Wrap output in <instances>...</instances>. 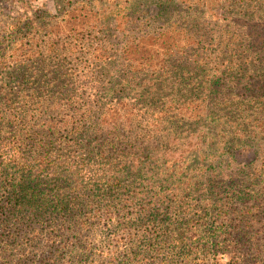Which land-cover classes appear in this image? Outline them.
<instances>
[{"label":"trees","instance_id":"obj_1","mask_svg":"<svg viewBox=\"0 0 264 264\" xmlns=\"http://www.w3.org/2000/svg\"><path fill=\"white\" fill-rule=\"evenodd\" d=\"M228 4L264 18V0ZM204 5L0 21V264H264V53L199 54L172 15ZM115 59L114 81L95 72Z\"/></svg>","mask_w":264,"mask_h":264},{"label":"rangeland","instance_id":"obj_2","mask_svg":"<svg viewBox=\"0 0 264 264\" xmlns=\"http://www.w3.org/2000/svg\"><path fill=\"white\" fill-rule=\"evenodd\" d=\"M74 0H0V21L4 25H8L12 18L22 14L31 21L42 23L41 19L44 14L55 15L56 3L59 7H67L68 3ZM205 5L202 10H190L180 6L178 12L172 15V23L177 27L184 26L194 36V40L198 41V53H207L209 61L227 63H240L250 61L252 57L261 56L264 53V18L238 17L232 4H228L230 0H202ZM236 2L242 0H235ZM254 0H244L245 3L253 4ZM185 17V19H183ZM72 14L65 17V21H60L55 29L63 31L67 27H72ZM44 23V22H43ZM185 24H188L187 27ZM72 37V36H71ZM197 38V39H196ZM72 41V39H71ZM70 53L69 60L72 62V50L67 48ZM258 53V54H257ZM119 59H115L106 66L100 64L98 70L99 75H103L106 80L114 81V76H120L121 66L117 63ZM240 61V62H239ZM70 68L66 66L61 72L65 75L70 74ZM70 82L72 81L69 80ZM68 81V83H69ZM71 87V83L69 84ZM240 162H248L252 159V154L242 153L238 156ZM40 242L38 245H42ZM67 258V257H65ZM209 263L215 261L214 257H208ZM215 263V262H214Z\"/></svg>","mask_w":264,"mask_h":264}]
</instances>
